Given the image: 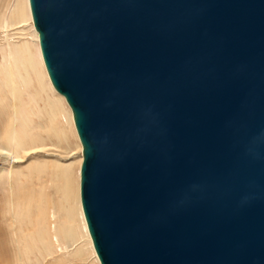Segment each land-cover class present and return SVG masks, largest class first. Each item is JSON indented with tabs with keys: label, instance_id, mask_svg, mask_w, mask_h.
Wrapping results in <instances>:
<instances>
[{
	"label": "water",
	"instance_id": "water-1",
	"mask_svg": "<svg viewBox=\"0 0 264 264\" xmlns=\"http://www.w3.org/2000/svg\"><path fill=\"white\" fill-rule=\"evenodd\" d=\"M29 1L101 264H264V0Z\"/></svg>",
	"mask_w": 264,
	"mask_h": 264
},
{
	"label": "bare ground",
	"instance_id": "bare-ground-1",
	"mask_svg": "<svg viewBox=\"0 0 264 264\" xmlns=\"http://www.w3.org/2000/svg\"><path fill=\"white\" fill-rule=\"evenodd\" d=\"M26 26L33 31L35 44L26 39ZM0 28L9 42L8 47L2 49L3 60H0V107L7 106L11 101L14 109L8 128L0 140V154L22 162L47 150L48 142H53V139L66 141L69 133L80 142L75 151L78 154L74 153L70 163L61 159L53 162L50 157H33L29 165L25 166L26 171L22 166L14 167L15 171H7V181L10 179L12 184L19 180L21 185L24 180L36 177L41 180V176L48 171L52 172L53 180L59 184L57 194L60 196L57 201L46 193L45 187L41 188L39 194L29 191L20 198H16L15 194L19 189L11 191L8 209L12 214L10 228L18 251V261L20 264H29L32 261L30 256L39 252L50 257L46 264L54 261L61 263L65 252L57 256L55 250L60 248L62 251L66 246L62 241L72 240L77 247L71 254L82 256L84 252H89V248L95 258L94 264H101L81 201L82 143L72 109L65 96L55 89L49 77L30 1L16 0L9 13L2 16ZM10 31L12 38L17 34L21 40L10 41ZM63 117H67L68 124L64 123ZM76 165L79 166L78 180L73 171ZM59 214L62 216L61 223L57 225Z\"/></svg>",
	"mask_w": 264,
	"mask_h": 264
},
{
	"label": "rangeland",
	"instance_id": "rangeland-1",
	"mask_svg": "<svg viewBox=\"0 0 264 264\" xmlns=\"http://www.w3.org/2000/svg\"><path fill=\"white\" fill-rule=\"evenodd\" d=\"M15 1L16 0H0V21L3 15H6L7 13H9ZM26 29H27V33H26L27 36L25 35L26 39L29 40L32 44L33 43L35 44V37H34V34L32 33L33 31L31 30L29 26H26ZM9 35H10L9 37L10 41L21 40V38H19L20 36L17 34L13 36L12 38L11 31L9 32ZM6 37L7 36L2 31V28H0V60H3L2 49L5 47H8L9 45L8 44L9 42H7L8 37L7 38ZM12 108H13V102L11 101L7 103V106L5 105V106L0 107V140L3 138L5 131L8 128L9 120L11 119L14 113V109ZM63 119H64L63 120L64 123L68 124L67 117H63ZM79 143L80 142L72 135V133H69L66 141L60 142L57 139H53V142L51 141L48 142L47 150L43 151L42 153L35 154L33 157H38L39 159H45V158L50 157L49 159L53 162L54 160L61 159L63 161H66L67 163H70L71 158L73 157L74 153H77L75 151H77V146ZM33 157L28 158L25 161L22 160L21 162V161H16L11 156L8 157L6 155L4 156L3 154H0V264H20V262L18 261V254H17L18 251L16 249L15 243L13 242L14 237H13L12 230L10 228L12 224V218H11L12 214L9 212V209H8L9 208L8 200H9L11 191L14 189L15 191H18L16 189H19L18 191L19 193L15 192V194L17 195L16 198H20L25 195L23 193H29V191L39 194L41 191V188L45 187L46 193L49 194L52 198H54V200L57 201L60 196L59 194H57V188L59 184L58 182L55 183V181L53 180L54 176L52 175L51 171H48L47 173L43 174L41 176V180H38V177L34 179L29 178L28 181L26 179L23 182H21V185H20L19 180L15 182V184H12L13 181H11L10 179H8L10 182L7 181V173H8L7 171L9 170L15 171L13 168L17 166H22L26 171L27 167L25 166L29 165V161L33 160ZM74 167L73 168L75 170L73 169V171L75 173V178L78 180V173H79L78 167L79 166L76 165ZM32 181H34V183ZM22 188L24 189V192ZM61 217H62L61 214H59V217L57 218V225L61 223L60 221ZM69 241L72 242V245H70L71 242L69 243ZM63 243H65L64 246L65 245L66 246L64 247L62 251H60L61 250L60 248H59L60 250L59 249L55 250V253L57 256L59 254L61 255L62 252H65V255L61 257L62 258L61 263L58 261L57 262L54 261L51 264H94L93 261H95V258L92 255V252L90 251L89 248H88L89 250L88 253L84 252L85 256L84 255L75 256L74 254H71L70 252L72 250H75L77 245H75V243H73L72 240H68V242L62 241V244ZM68 244L70 247L68 246ZM66 247L67 248L69 247L68 250ZM30 257L32 261L31 263L29 262V264H46L50 259V257L47 256V254L41 255L39 252H34ZM44 257H46V259Z\"/></svg>",
	"mask_w": 264,
	"mask_h": 264
}]
</instances>
